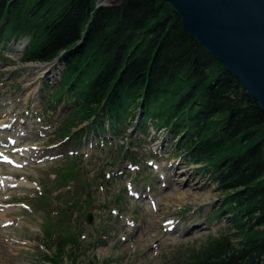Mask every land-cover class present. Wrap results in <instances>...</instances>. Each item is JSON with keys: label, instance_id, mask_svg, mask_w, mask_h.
<instances>
[{"label": "trees", "instance_id": "1", "mask_svg": "<svg viewBox=\"0 0 264 264\" xmlns=\"http://www.w3.org/2000/svg\"><path fill=\"white\" fill-rule=\"evenodd\" d=\"M105 1L0 0V55L10 40L24 38L21 62L59 60L61 80L51 91L45 88L41 112L48 116L64 108L55 142L80 146L84 134L108 132L130 144L129 127L145 134L150 123L154 131L167 132L177 157L199 166L216 185L221 203L209 219L223 224L218 234L176 250L164 264H264L260 106L186 34L166 2L98 5ZM85 124L80 134H71ZM117 153L137 163L124 146ZM81 160L66 157L52 167L55 190L45 188L39 197L37 207L45 208L53 205L50 195L68 184L85 193L79 201L74 193L61 194L57 219L42 224L45 247L55 248L54 255L42 256L44 263L62 264L64 256L72 264L77 260L78 225L95 205L94 185L80 175ZM119 195L107 204L116 205Z\"/></svg>", "mask_w": 264, "mask_h": 264}, {"label": "rangeland", "instance_id": "2", "mask_svg": "<svg viewBox=\"0 0 264 264\" xmlns=\"http://www.w3.org/2000/svg\"><path fill=\"white\" fill-rule=\"evenodd\" d=\"M112 1L116 0H107L106 4ZM24 42L23 38L10 40L0 55V127L2 123L9 126L0 129V155L18 166L14 168L3 162L0 178L2 182L10 179L28 183L21 186L0 184V264H48L43 262L42 256L55 254V248L49 251L45 247L47 240L43 237L42 224L47 219H57L54 208L56 201L61 202V194L74 193L73 198L79 201L85 193L80 194L78 184H68L50 195L53 205L37 206L45 188L48 192L55 190L52 167L59 166L64 156L72 154L82 157L80 175L93 184L95 190L94 209L86 212L92 216L93 225L86 223L87 215L78 225L74 264H164L171 260L176 250L216 236L223 224L209 218L222 196L208 175L199 171V166L193 167L188 162L184 165V158L175 157L177 150L169 142L167 132L155 133L148 123L145 134H135L131 125L128 136L139 140L130 139L128 145L126 141L108 136L107 147L103 150L94 148V139L87 136L81 147L55 142L64 112L60 110L56 117L41 116L39 112L44 106L45 87H56L63 70L57 78L56 69L49 80L30 81L27 76H45L34 70L54 63L21 62ZM85 126L72 129L71 134ZM131 143L136 144L132 146ZM123 145L137 156L135 160L140 171H145L139 184L134 183L139 178L138 167L122 161L116 153ZM65 166L64 161L62 167ZM188 179L197 181L202 189L196 188L193 196H185L182 200L179 196L188 191L185 186ZM128 190L141 192L143 196L140 200H132L127 196ZM122 191L125 192L122 209L112 212L114 209H110L107 202ZM170 224L178 228L171 232L168 230L172 228ZM62 259V264H72L71 259L65 256Z\"/></svg>", "mask_w": 264, "mask_h": 264}, {"label": "water", "instance_id": "3", "mask_svg": "<svg viewBox=\"0 0 264 264\" xmlns=\"http://www.w3.org/2000/svg\"><path fill=\"white\" fill-rule=\"evenodd\" d=\"M264 113V0H160ZM98 5H106V2ZM87 222L92 223L88 215Z\"/></svg>", "mask_w": 264, "mask_h": 264}, {"label": "bare ground", "instance_id": "4", "mask_svg": "<svg viewBox=\"0 0 264 264\" xmlns=\"http://www.w3.org/2000/svg\"><path fill=\"white\" fill-rule=\"evenodd\" d=\"M191 38V37H190ZM52 63H54V65H51L50 67H47V68H45V69H38L37 71L36 70H34V72H39L40 73V71H41V73L40 74H45V76L43 77V76H41L40 74H38V75H40V76H36V75H34V77H31V76H27V78H30V81H33V82H35V83H38L37 81H39V80H41V79H46V80H49V79H51L52 78V76H51V72L52 73H55L54 72V70H56L57 69V72L54 74L55 76H56V78H57V76L59 75V72H61V70H63V68L60 66V65H57V63H59V60L57 59V60H55L54 62H52ZM60 66V67H59ZM36 69V68H35ZM43 71V72H42ZM28 72V71H27ZM56 78L54 79V80H56ZM29 81V80H28ZM9 115V114H8ZM3 125H5L4 123H2ZM178 179H180V176H178ZM8 182V183H7ZM0 184H2L3 186L4 185H27L28 183H26V182H18V181H16V182H14L13 180H10V179H8V180H6V181H4V182H2V181H0ZM197 185H199V183L197 182V181H194L193 179H188V181L186 182V184H185V186H187V188H188V191H184V193L183 194H181L180 196H179V198H181L182 200L183 199H185L186 197L185 196H193V194H192V191L193 190H195L196 188H198V189H202V187L201 186H197ZM179 190V189H178ZM176 194V193H175ZM179 195V194H178ZM200 196V195H199ZM192 198V197H191ZM188 199V198H187ZM197 199V198H196ZM195 201V200H194ZM2 212V210H0V213ZM0 216H2L1 214H0ZM177 226V225H176ZM176 226H172V228H171V230L172 231H175L177 228H175Z\"/></svg>", "mask_w": 264, "mask_h": 264}]
</instances>
